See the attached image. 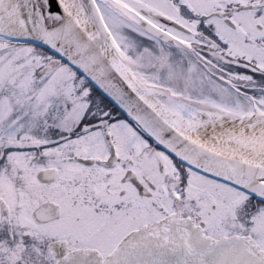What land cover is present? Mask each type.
I'll list each match as a JSON object with an SVG mask.
<instances>
[{
    "label": "snow or ice",
    "instance_id": "obj_1",
    "mask_svg": "<svg viewBox=\"0 0 264 264\" xmlns=\"http://www.w3.org/2000/svg\"><path fill=\"white\" fill-rule=\"evenodd\" d=\"M0 264H264V0H0Z\"/></svg>",
    "mask_w": 264,
    "mask_h": 264
}]
</instances>
